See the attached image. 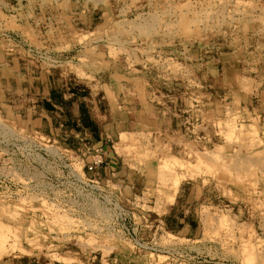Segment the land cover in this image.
Segmentation results:
<instances>
[{
    "label": "rangeland",
    "instance_id": "obj_1",
    "mask_svg": "<svg viewBox=\"0 0 264 264\" xmlns=\"http://www.w3.org/2000/svg\"><path fill=\"white\" fill-rule=\"evenodd\" d=\"M0 51L94 84L135 80L152 130L113 144L136 176L123 204L161 251L0 200V264H264V0H0ZM10 88L0 82V102Z\"/></svg>",
    "mask_w": 264,
    "mask_h": 264
},
{
    "label": "crops",
    "instance_id": "obj_2",
    "mask_svg": "<svg viewBox=\"0 0 264 264\" xmlns=\"http://www.w3.org/2000/svg\"><path fill=\"white\" fill-rule=\"evenodd\" d=\"M2 54L0 51V82L11 87L5 92L11 98L0 102L5 118L49 140L60 138L62 146L73 150L90 142L105 145V165L89 176L112 183L128 198L134 196L129 191L132 193L135 188L136 176L118 155L113 142L128 132L152 130L141 115L152 114L153 110L142 108L146 97L137 89L135 80L126 78L116 85L115 75H111L108 82L100 79L94 84L70 72L52 73L40 66L22 64L16 56L9 59ZM129 89L132 96L125 94ZM27 95L32 101L30 106L24 105Z\"/></svg>",
    "mask_w": 264,
    "mask_h": 264
},
{
    "label": "built area",
    "instance_id": "obj_3",
    "mask_svg": "<svg viewBox=\"0 0 264 264\" xmlns=\"http://www.w3.org/2000/svg\"><path fill=\"white\" fill-rule=\"evenodd\" d=\"M40 58L49 68L57 64L51 57ZM2 111L0 200L7 209L33 201L79 218L87 227L95 223L99 227L95 233H122L143 250L161 252L141 242L133 212L123 204L124 194L112 183L89 176L105 165V145L89 143L73 150L54 140L43 142L13 127Z\"/></svg>",
    "mask_w": 264,
    "mask_h": 264
},
{
    "label": "bare ground",
    "instance_id": "obj_4",
    "mask_svg": "<svg viewBox=\"0 0 264 264\" xmlns=\"http://www.w3.org/2000/svg\"><path fill=\"white\" fill-rule=\"evenodd\" d=\"M81 1V0H80ZM65 2V1H64ZM236 2V1H235ZM239 2V1H238ZM249 2V1H248ZM180 5V4H179ZM191 7V6H190ZM208 8V7H207ZM191 9V8H190ZM252 9V8H251ZM192 10V9H191ZM258 10V9H257ZM238 11V10H237ZM254 11V10H253ZM217 12V11H216ZM162 13V12H161ZM211 13V12H210ZM210 13H208V12H206L204 15H209ZM93 14V13H92ZM252 14V13H251ZM245 15V14H244ZM254 17V16H253ZM254 19V18H253ZM160 22V21H159ZM116 23V22H115ZM186 24V23H185ZM108 27V26H107ZM182 27V26H181ZM97 31V30H96ZM145 32V31H144ZM116 98V97H115ZM206 103V102H205ZM235 110V109H234ZM233 113V112H232ZM249 114V113H248ZM251 114V113H250ZM230 115V114H229ZM233 120V119H232ZM234 122V121H233ZM218 124V123H217ZM255 124V123H254ZM253 125V124H252ZM225 127V126H224ZM232 128V127H231ZM252 128V127H251ZM224 129V128H223ZM233 129V128H232ZM229 135V134H228ZM244 135V134H243ZM247 135V134H246ZM263 136V135H262ZM233 137V136H232ZM137 139V138H136ZM231 139V138H230ZM234 139V138H233ZM235 139H236V137H235ZM234 139V140H235ZM248 140H249V138H248ZM189 142V141H188ZM230 142H231V140H230ZM234 142V141H233ZM241 142V141H240ZM239 142V143H240ZM254 142V141H253ZM261 142V141H260ZM247 143V142H246ZM245 143V144H246ZM257 143V142H256ZM238 144V143H237ZM252 144V143H251ZM250 144V145H251ZM254 144H255V142H254ZM154 145V144H153ZM183 145V144H182ZM256 145V144H255ZM254 145V146H255ZM190 146V145H189ZM238 147H239V145H237ZM191 151V150H190ZM163 156V155H162ZM190 157V156H189ZM251 157V156H250ZM262 157L263 156H261V157H257L258 159H262ZM237 158V157H236ZM263 160V159H262ZM204 161V160H203ZM241 161V160H240ZM245 161V160H244ZM243 161H241V163H242ZM246 162H248V163H254L253 162V159L251 160V159H249V160H247V161H245V163ZM259 162V161H258ZM210 163V162H209ZM239 164V163H238ZM255 164H256V162H255ZM206 165V164H205ZM262 166H264V165H262ZM224 167V166H223ZM237 167V166H236ZM259 167V166H258ZM261 167V166H260ZM134 169V168H133ZM162 169V168H161ZM162 171V170H161ZM161 171H160V173H161ZM164 171V170H163ZM235 173V172H234ZM158 174V173H157ZM162 174V173H161ZM165 175H166V173H165ZM160 177V176H159ZM261 177V176H260ZM164 180V179H163ZM255 185V184H254ZM180 188V187H179ZM261 191V190H260ZM257 192V191H256ZM183 194V193H182ZM259 194V193H258ZM254 199V198H253ZM263 199V198H262ZM258 202V201H257ZM206 204V203H205ZM263 206V205H262ZM50 209V208H49ZM47 211V210H46ZM48 213H49V211H47ZM51 213V212H50ZM263 213V212H262ZM178 215V214H177ZM264 216V215H263ZM227 220V219H226ZM220 221V220H219ZM232 221V220H231ZM213 222V221H212ZM209 223H211L210 221H209ZM224 224V223H223ZM222 224V225H223ZM212 226V225H211ZM210 226V227H211ZM220 226H221V224H220ZM219 226V227H220ZM224 226V225H223ZM222 228V227H221ZM224 228V227H223ZM7 229V230H6ZM10 231V230H9ZM212 231H214V230H212ZM229 231V230H228ZM6 232V233H5ZM227 233V232H226ZM230 233V232H229ZM0 234H2V235H0V245H2V246H5L6 244H7V234H8V228H6L5 226H3V225H0ZM218 234V233H217ZM253 234V233H252ZM227 235V234H226ZM249 235V234H248ZM230 236H232V235H230ZM236 238V237H235ZM251 238V237H250ZM250 238H248V239H250ZM247 239V241H249ZM249 243V242H248ZM264 245V244H263ZM228 249V248H227ZM244 250H246V249H244ZM250 250H248L247 252H249ZM246 253V252H245ZM261 255V254H260ZM259 257V256H258ZM261 257V256H260ZM261 261V260H260ZM262 261H264V260H262ZM261 263V262H260ZM263 264V263H262Z\"/></svg>",
    "mask_w": 264,
    "mask_h": 264
}]
</instances>
